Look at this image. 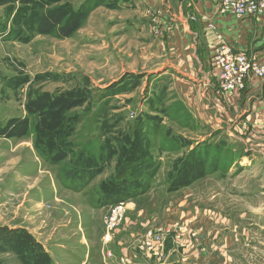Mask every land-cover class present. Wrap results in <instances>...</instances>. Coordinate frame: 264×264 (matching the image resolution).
Here are the masks:
<instances>
[{"label":"rangeland","instance_id":"obj_1","mask_svg":"<svg viewBox=\"0 0 264 264\" xmlns=\"http://www.w3.org/2000/svg\"><path fill=\"white\" fill-rule=\"evenodd\" d=\"M198 4L0 0V264H24L7 251L18 229L53 264H264V135L235 130L234 121L206 124L190 107L169 105L186 86L179 73H166L181 69L173 34L186 40L180 11L194 23ZM49 16L62 18L43 32ZM211 56L215 80L202 83L220 99ZM208 140L233 154H191L193 165L206 153L208 164L225 168L171 186L188 152ZM127 147L149 166L134 188L109 192ZM88 159L90 171L80 172ZM157 230L160 240L150 241Z\"/></svg>","mask_w":264,"mask_h":264},{"label":"crops","instance_id":"obj_2","mask_svg":"<svg viewBox=\"0 0 264 264\" xmlns=\"http://www.w3.org/2000/svg\"><path fill=\"white\" fill-rule=\"evenodd\" d=\"M197 1L199 2L196 7L198 21L188 24L183 10L180 11L181 16L178 20L180 24L184 25L183 32H185L186 40L183 41L178 35L173 34L172 39L176 41L177 57H180L181 69L176 67L178 70H168L166 73L170 74L169 77L179 73L180 81L186 82L184 84L186 86L180 90L174 89L176 94L173 93L176 96L172 97L169 105L172 107L174 104L180 103L185 110L190 107L192 117L195 119L197 117L206 124L229 125L234 121L232 123L235 125L234 129L240 130L241 128L243 129L241 132L244 134L251 135L254 133L253 130H257L264 135L263 78L251 76L246 83L245 90L235 91L231 96L224 95L220 99L215 95V91L210 85L205 87L202 83L209 84L215 80L214 75H210L208 72L213 69L212 50L221 40L229 42L237 50L243 51L247 55H254L264 63V14L258 17H238L234 14L221 12L218 0ZM208 25H213L216 31H210L211 28ZM216 89L218 91V88ZM232 108L236 112L234 119L231 117ZM236 122L241 126L235 124ZM246 124L247 126H245ZM251 125L252 128L254 127L253 129H250ZM129 250L131 251V248ZM63 260L61 259L60 263ZM80 260L81 262L85 261L79 258V262Z\"/></svg>","mask_w":264,"mask_h":264},{"label":"trees","instance_id":"obj_3","mask_svg":"<svg viewBox=\"0 0 264 264\" xmlns=\"http://www.w3.org/2000/svg\"><path fill=\"white\" fill-rule=\"evenodd\" d=\"M62 17H52L49 16V18L46 17V21L41 24V28H44L45 30H42L43 32H49L50 28L55 26V24H57L58 22H60ZM54 19V20H52ZM80 20H76L73 23H71L68 28H71L70 30L67 28V32L65 33V36H70L71 33L78 29L79 26V22ZM50 26V28H48ZM69 30V31H68ZM173 110H177V108H172L171 111ZM179 110V109H178ZM170 111V113H171ZM24 124L27 126V120H25ZM1 130H4L3 128H0ZM62 146V144H61ZM53 147H57L56 145L52 144V148ZM58 149V148H55ZM127 152H126V156L124 157V161L125 163L123 164V167L120 166L119 168V173L116 174L115 177H113V182L111 183V185L108 187V191L109 192H114V189H118V191H122V186L124 185L125 187H127V189L129 188H134L135 184H137L140 180V176L143 177V175H145L147 170V167L149 165L144 164L143 162V157L138 159V156L132 155L130 150V148H126ZM234 149L231 147H228V145L226 146L225 144H215V143H211L209 140L208 141H204L203 143H199L198 145H196L193 149H191V151H189L188 153V158H189V162L187 164L190 165V169H188L187 171H185L186 167L185 164L183 167L181 168H185L181 173L179 172L177 175H174L171 180L173 181L171 186H176L177 188L180 187H184L183 185H186L190 182H192L191 180L195 179L196 177H202L207 170L209 171L211 169H213V172H218L220 170H223V168H225L224 166L222 167V164H216L214 162V164H216L215 166H213L212 164H208V160H211V155L207 157L206 153L204 154L203 158H202V162L199 165V160L195 161V166L193 165L194 160L192 158L191 154H195V153H203V152H219L221 155H223L222 153H227L229 154H233ZM222 152V153H221ZM60 154H62V151H59ZM128 157H136L137 159L135 160H131L127 161ZM188 158L185 160V163L187 162ZM199 159V158H198ZM82 160V159H80ZM94 160V159H93ZM97 161V160H96ZM100 160H98L99 163ZM101 162V161H100ZM88 165H86L84 168L81 167L79 170L80 172H84L86 173L87 171H90V167L92 166V159H88L87 160ZM212 163V162H211ZM191 165H193L195 167V169L191 168ZM149 169V168H148ZM227 169V168H226ZM78 170V171H79ZM144 170V171H143ZM195 170V171H194ZM218 170V171H217ZM228 170V169H227ZM183 173H185L183 175ZM87 174V173H86ZM97 174V172H96ZM95 174V175H96ZM200 175V176H199ZM184 181H186L185 183H183ZM111 188V189H110ZM116 192H118L117 190H115ZM25 233H23V230H12L10 233H14L11 237L8 234L7 239L10 240V245H9V249L7 250L9 253L10 251L15 252L16 254H19V256L22 258L21 260L24 262V264H53V257L51 254L47 253L46 250H43L42 246L40 245L39 242L35 241V239H33L31 236L27 237V232L24 231ZM10 237V238H9ZM34 240V241H33Z\"/></svg>","mask_w":264,"mask_h":264},{"label":"built area","instance_id":"obj_4","mask_svg":"<svg viewBox=\"0 0 264 264\" xmlns=\"http://www.w3.org/2000/svg\"><path fill=\"white\" fill-rule=\"evenodd\" d=\"M221 7L224 12H230L237 16H244L248 13L264 12V0H221ZM214 64L218 68L220 82L217 94L231 95L237 90H243L244 82L250 74L264 78V63L255 61L248 55L234 51L229 45L219 41L213 48ZM117 208L112 214L110 224H116ZM109 223V221H108ZM149 232V240H160V232L157 230Z\"/></svg>","mask_w":264,"mask_h":264}]
</instances>
